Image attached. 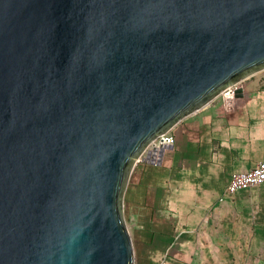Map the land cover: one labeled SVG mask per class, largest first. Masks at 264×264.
<instances>
[{
  "label": "water",
  "instance_id": "water-1",
  "mask_svg": "<svg viewBox=\"0 0 264 264\" xmlns=\"http://www.w3.org/2000/svg\"><path fill=\"white\" fill-rule=\"evenodd\" d=\"M262 71L264 0H0V264H136L135 165Z\"/></svg>",
  "mask_w": 264,
  "mask_h": 264
},
{
  "label": "crops",
  "instance_id": "crops-1",
  "mask_svg": "<svg viewBox=\"0 0 264 264\" xmlns=\"http://www.w3.org/2000/svg\"><path fill=\"white\" fill-rule=\"evenodd\" d=\"M243 86L231 108L218 97L177 123L158 163L135 165L123 209L136 264H264V183L225 195L264 161V71Z\"/></svg>",
  "mask_w": 264,
  "mask_h": 264
},
{
  "label": "built area",
  "instance_id": "built-area-1",
  "mask_svg": "<svg viewBox=\"0 0 264 264\" xmlns=\"http://www.w3.org/2000/svg\"><path fill=\"white\" fill-rule=\"evenodd\" d=\"M243 82H240L232 87L226 89L219 97L228 103V97L232 96V105L238 103L244 97L245 89ZM238 90H241V96H237ZM175 142V137L173 134L165 133L160 135L152 144L153 146L169 145ZM157 155V160H158ZM264 183V161L259 162L254 168L245 172H235L232 174L230 181L227 185L225 195L234 194L235 192L243 189H248L252 186ZM224 197V196H223ZM224 199V198H222Z\"/></svg>",
  "mask_w": 264,
  "mask_h": 264
}]
</instances>
